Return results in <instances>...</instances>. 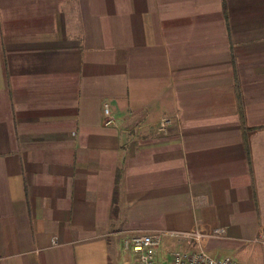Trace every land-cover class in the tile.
Listing matches in <instances>:
<instances>
[{"label":"crops","instance_id":"1","mask_svg":"<svg viewBox=\"0 0 264 264\" xmlns=\"http://www.w3.org/2000/svg\"><path fill=\"white\" fill-rule=\"evenodd\" d=\"M214 228L264 264V0H0V264Z\"/></svg>","mask_w":264,"mask_h":264},{"label":"built area","instance_id":"2","mask_svg":"<svg viewBox=\"0 0 264 264\" xmlns=\"http://www.w3.org/2000/svg\"><path fill=\"white\" fill-rule=\"evenodd\" d=\"M102 125L114 127L115 119L111 114L107 104L102 105ZM166 119L161 118L158 122V130L165 132ZM169 235L186 244H191L189 248L174 249L168 253L163 261L159 262L156 250L160 244L161 235ZM224 238L222 228H214L208 232L199 230L191 232H155V233H131L124 237L121 242L122 249L131 253L129 264H242L232 255L214 257L209 255L199 247L202 240H219ZM249 244H260L264 246V241L254 237L248 241ZM197 245L198 247H193Z\"/></svg>","mask_w":264,"mask_h":264},{"label":"rangeland","instance_id":"3","mask_svg":"<svg viewBox=\"0 0 264 264\" xmlns=\"http://www.w3.org/2000/svg\"><path fill=\"white\" fill-rule=\"evenodd\" d=\"M209 255L213 256L212 253H210ZM230 255L236 257L237 259L241 260L242 262H246V258L244 259V258H242L241 256H236L235 254H230ZM245 257H246V256H245Z\"/></svg>","mask_w":264,"mask_h":264}]
</instances>
